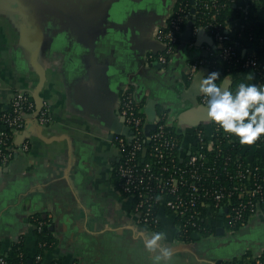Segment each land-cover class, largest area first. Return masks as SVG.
<instances>
[{
	"label": "crops",
	"instance_id": "obj_1",
	"mask_svg": "<svg viewBox=\"0 0 264 264\" xmlns=\"http://www.w3.org/2000/svg\"><path fill=\"white\" fill-rule=\"evenodd\" d=\"M238 18L228 24H264L256 0H232ZM177 0H0V103L10 107L18 91L51 104V122L28 116L14 135L28 141L0 165V256L24 240L29 256L38 251L35 221L47 218L53 245L46 264H222L264 254V216L233 227L221 213L206 214L213 232L181 241L177 220L159 207L162 238L140 223L117 185L120 160L112 144L128 130L118 115L119 93L129 87L149 121L169 113L167 122L182 133V149L194 142L199 125L210 126L199 104L200 77L189 65L210 56L217 43L203 28L180 36L165 65L156 31L167 23ZM235 35V34H234ZM224 86L252 83L249 74H230L219 63ZM237 77L241 80H237ZM38 232V231H37ZM167 250V254H165Z\"/></svg>",
	"mask_w": 264,
	"mask_h": 264
},
{
	"label": "built area",
	"instance_id": "obj_2",
	"mask_svg": "<svg viewBox=\"0 0 264 264\" xmlns=\"http://www.w3.org/2000/svg\"><path fill=\"white\" fill-rule=\"evenodd\" d=\"M262 3L264 0H256L259 7ZM203 8L209 12V20L193 28L210 33L216 48L221 49L219 63H227L228 71L241 67L253 74L257 83L264 84V35L250 33L249 41H254L259 51L241 56L217 20L220 9L217 0L205 1ZM261 9L264 10V5ZM190 16L183 2L177 0L167 23L156 31V38L163 45V50L154 57L158 63L169 62ZM238 37H242L241 33ZM212 54L213 50L209 55ZM210 56L192 62L190 75L203 68L208 69L205 75L218 69L219 63L212 64ZM198 102L203 106L205 97L201 95ZM10 108L9 112L0 114V165L7 164L18 151L29 152L28 141L19 146L14 143L15 133L23 129L28 116H34L43 125L52 120L51 104L44 101L39 105L30 91H18ZM117 112L130 132L112 138V144L120 152L119 163L114 168L116 185L125 199L133 201L132 210L138 221L154 233L162 232L159 207H166L174 214L178 237L184 242L188 241L190 232L197 234L205 229L207 212L222 213L233 227L245 224L251 217L264 216V136L252 145H241L238 138L211 122L210 126L199 125L194 129V142L184 150L182 133L167 122L169 113L163 111L149 121L129 87H123L119 93ZM149 123L155 124V128L147 136ZM259 150L261 155L256 153ZM47 226V221L39 220L38 231L43 232ZM52 245L53 242L40 241V250L26 261L25 251L18 247L14 253L17 260L2 255L0 264H46L44 252ZM222 264H264V254L228 259Z\"/></svg>",
	"mask_w": 264,
	"mask_h": 264
},
{
	"label": "clouds",
	"instance_id": "obj_3",
	"mask_svg": "<svg viewBox=\"0 0 264 264\" xmlns=\"http://www.w3.org/2000/svg\"><path fill=\"white\" fill-rule=\"evenodd\" d=\"M254 78L250 73L248 79ZM226 79L230 78L221 76L219 70L200 77L199 92L205 97L203 107L209 121L224 133L238 138L241 145H252L264 136V84L242 81L233 88L224 86ZM161 238V233L153 234L146 246L155 248Z\"/></svg>",
	"mask_w": 264,
	"mask_h": 264
},
{
	"label": "trees",
	"instance_id": "obj_4",
	"mask_svg": "<svg viewBox=\"0 0 264 264\" xmlns=\"http://www.w3.org/2000/svg\"><path fill=\"white\" fill-rule=\"evenodd\" d=\"M183 2V6L186 7L187 10L190 11V13H192V9H195V13H194V17H195V25H203L204 23H206L209 20V12L206 10L204 11L203 8V4L205 1L207 0H194V3L191 2V0H181ZM217 3L220 6L219 12L217 14V20L218 22L222 25L223 27V31L224 33H228L231 37L232 40V45H234L236 47V49L240 52L241 56L244 55H248L250 54V52L253 51H259V49H257L258 45H256L254 43V41H249V37H250V33H252L253 35H264V24H254V23H247V24H239L236 33H230L228 30V24L235 20L236 18H238L239 16V12L237 10L236 7H234L233 5V1L232 0H217ZM264 5L263 3L261 4V6ZM264 13V10H263ZM187 25V24H186ZM241 33L242 37H238V34ZM260 48V47H259ZM219 48H215L213 50V54L210 56L211 60H212V64H216L218 65V63L221 61L219 53H220ZM244 50L246 52H244ZM223 65H225V70L230 73V74H238L239 72H244L246 74H248L246 71H243V69H241V67H233L231 70H227V63L223 62ZM219 70V67L218 69ZM237 80H241V78L237 77ZM252 83H257L256 79L252 80ZM10 107H4L1 103H0V114L3 112H9L10 111ZM5 129L8 130V128L6 126H4ZM262 151H257L256 153H258L259 155H261ZM39 220L42 221H47V218H44L42 216H39V218L35 221V232L38 233V243L42 240L47 241L49 244L53 242V236H52V232L50 231L49 227L47 226V228L44 229L43 232L38 231V222ZM203 223V222H202ZM205 225V222L202 224ZM238 227V226H237ZM38 231V232H37ZM200 233H204V234H208L210 232H213L211 227H209L208 225H205V229L203 228V230H199ZM194 236L195 234H193V232H190V237L188 239V241H193L194 240ZM18 247H21L24 251H25V258L24 260L26 261L28 258H30L31 256H29V254L26 251L25 248V241L24 240H19L18 243H16L12 248V252L10 254H7L6 256L9 257L11 260H17L16 257H14V253H16ZM40 250L39 246H38V251ZM37 251V252H38ZM46 253L44 252V255ZM5 256V255H3ZM46 258V257H45ZM20 260V259H19Z\"/></svg>",
	"mask_w": 264,
	"mask_h": 264
},
{
	"label": "water",
	"instance_id": "obj_5",
	"mask_svg": "<svg viewBox=\"0 0 264 264\" xmlns=\"http://www.w3.org/2000/svg\"><path fill=\"white\" fill-rule=\"evenodd\" d=\"M192 3H194V0H191ZM194 13H195V9H192V13H191V16L189 18V21H188V25H187V28L189 30H192L194 25H195V17H194ZM39 105H41L39 102H38ZM155 128V124L153 123H149L147 126H146V135L149 136L150 135V132ZM128 131L127 132H124L125 134L129 133V129L126 128ZM195 236H196V233H195ZM31 262V261H30Z\"/></svg>",
	"mask_w": 264,
	"mask_h": 264
}]
</instances>
